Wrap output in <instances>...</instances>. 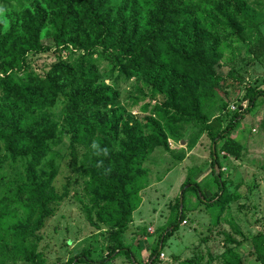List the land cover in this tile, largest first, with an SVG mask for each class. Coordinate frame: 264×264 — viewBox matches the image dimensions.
<instances>
[{"label": "trees", "instance_id": "trees-1", "mask_svg": "<svg viewBox=\"0 0 264 264\" xmlns=\"http://www.w3.org/2000/svg\"><path fill=\"white\" fill-rule=\"evenodd\" d=\"M23 6L0 19V163L20 167L10 180L0 178V264H47L38 244L68 194L53 186L64 158L85 183L87 222L96 230L104 226L109 241L105 257L94 260L85 251L67 264H108L121 256L137 264L122 236L148 186L143 162L154 149H168L178 125L192 124L211 142L218 190L205 199L199 183L186 178L181 190L192 186L183 190L182 208L175 199L150 250L147 264H156L184 219L188 192L220 210L230 200L219 182L220 153L239 158L242 147L230 135L239 118L264 105V84L245 87L246 107L228 120L208 121L203 109L223 85L215 67L226 34L264 69L263 34L248 19L243 0H34ZM52 52L56 61L42 76L35 73L29 58ZM103 61L126 78L135 75L152 97H160L140 109L149 113L142 123L130 124L114 106L118 94L100 82ZM57 104L58 121L52 113ZM258 125L264 134V117ZM226 240L236 246L225 250L222 264H246L235 250L239 244ZM252 247L254 260L264 264V233Z\"/></svg>", "mask_w": 264, "mask_h": 264}, {"label": "rangeland", "instance_id": "rangeland-1", "mask_svg": "<svg viewBox=\"0 0 264 264\" xmlns=\"http://www.w3.org/2000/svg\"><path fill=\"white\" fill-rule=\"evenodd\" d=\"M33 1L0 0V19H8L14 10ZM243 3L248 19L258 25L264 36V0H243ZM225 37L226 42L220 46L221 58L215 67L223 85L203 109L208 121L218 116L228 120L234 112L241 113L246 107V101L242 100L245 87L264 84V69L251 59L245 47L235 38L228 34ZM43 43L48 44L46 40ZM62 53L66 54V58L70 57L68 52ZM77 54L71 59L75 60ZM97 57L98 54L93 56L94 59ZM55 61L53 52L52 56L41 54L29 58L33 70L40 76ZM98 73L100 82L118 94L114 106L124 112V119L130 124L142 123L149 114L142 113V107L160 102V97H152L135 75L126 78L106 61L99 62ZM60 112L61 106L57 104L52 112L57 121L60 120ZM263 117L264 105H258L239 118L230 135L242 147L238 159L220 153L219 182H225L230 196L228 203L220 210L215 204L200 202L193 192H188L184 202V219L166 241L156 264H222L225 250L236 246L227 244V237L239 244L235 250L246 257V264H258L254 260L252 241L258 234L264 233V134L258 125ZM210 145L199 127L178 125L173 138L168 140V149H154L143 162L148 186L140 193L141 203L132 213L122 236L123 245L131 249L137 264H147L150 250L171 219L172 205L179 198L181 186L188 176L199 183L205 199L217 192L218 183L215 175H211ZM60 152L65 154L63 149ZM215 171L219 174L217 168ZM19 172V166H11L6 161L0 163V178L5 181ZM53 186L59 194L64 187L67 188L68 194L40 232L38 251L46 263L67 264L85 251H89L94 260L105 257L109 244L105 227L96 230L87 222L82 208L88 203L86 186L83 179L72 171L67 158L60 161ZM249 252L251 255L248 256ZM108 264L129 263L121 256Z\"/></svg>", "mask_w": 264, "mask_h": 264}, {"label": "water", "instance_id": "water-1", "mask_svg": "<svg viewBox=\"0 0 264 264\" xmlns=\"http://www.w3.org/2000/svg\"><path fill=\"white\" fill-rule=\"evenodd\" d=\"M215 169H216V166H215ZM192 185H187L184 189H186V188H188V187H191ZM184 189H182L181 191H180V193H179V209L181 210V208H182V195H183V190Z\"/></svg>", "mask_w": 264, "mask_h": 264}, {"label": "built area", "instance_id": "built-area-1", "mask_svg": "<svg viewBox=\"0 0 264 264\" xmlns=\"http://www.w3.org/2000/svg\"><path fill=\"white\" fill-rule=\"evenodd\" d=\"M162 256V255H161Z\"/></svg>", "mask_w": 264, "mask_h": 264}, {"label": "crops", "instance_id": "crops-1", "mask_svg": "<svg viewBox=\"0 0 264 264\" xmlns=\"http://www.w3.org/2000/svg\"><path fill=\"white\" fill-rule=\"evenodd\" d=\"M145 190V189H144Z\"/></svg>", "mask_w": 264, "mask_h": 264}]
</instances>
